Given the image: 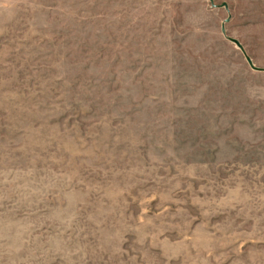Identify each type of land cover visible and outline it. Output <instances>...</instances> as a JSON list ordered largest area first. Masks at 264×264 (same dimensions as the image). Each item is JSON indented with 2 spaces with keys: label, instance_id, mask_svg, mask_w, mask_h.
I'll use <instances>...</instances> for the list:
<instances>
[{
  "label": "rangeland",
  "instance_id": "374dc122",
  "mask_svg": "<svg viewBox=\"0 0 264 264\" xmlns=\"http://www.w3.org/2000/svg\"><path fill=\"white\" fill-rule=\"evenodd\" d=\"M0 264H264V0H0Z\"/></svg>",
  "mask_w": 264,
  "mask_h": 264
},
{
  "label": "water",
  "instance_id": "95a60500",
  "mask_svg": "<svg viewBox=\"0 0 264 264\" xmlns=\"http://www.w3.org/2000/svg\"><path fill=\"white\" fill-rule=\"evenodd\" d=\"M231 42H233L238 48H241L238 42H236V41H231ZM247 61H248V63H250L249 60H247Z\"/></svg>",
  "mask_w": 264,
  "mask_h": 264
}]
</instances>
